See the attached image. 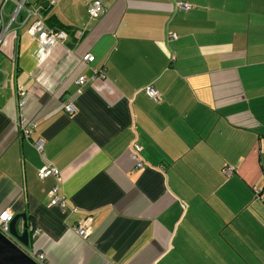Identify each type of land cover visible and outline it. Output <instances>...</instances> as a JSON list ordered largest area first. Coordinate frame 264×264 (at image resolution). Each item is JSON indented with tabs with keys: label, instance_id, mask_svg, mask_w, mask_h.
<instances>
[{
	"label": "crops",
	"instance_id": "crops-1",
	"mask_svg": "<svg viewBox=\"0 0 264 264\" xmlns=\"http://www.w3.org/2000/svg\"><path fill=\"white\" fill-rule=\"evenodd\" d=\"M90 1L27 0L66 37L29 35L22 9L0 45V212L39 229L45 264H264V0Z\"/></svg>",
	"mask_w": 264,
	"mask_h": 264
},
{
	"label": "built area",
	"instance_id": "built-area-1",
	"mask_svg": "<svg viewBox=\"0 0 264 264\" xmlns=\"http://www.w3.org/2000/svg\"><path fill=\"white\" fill-rule=\"evenodd\" d=\"M12 2V10L10 12V18L5 23L3 20V14L5 12V7L7 2ZM27 0H0V45L9 32V27L11 22L18 18L20 10H25L26 16L24 17L22 23L29 21V18L35 16V19L28 22L26 26V31L29 35L33 36L39 41H46L50 44H54L58 41H62L66 37V33L63 30H56L53 28L47 27L42 19L39 18L40 14L33 9L25 8ZM177 7L182 9L190 8V4L179 1L177 2ZM103 12V3L102 0H91L87 6V14L90 19L98 18ZM94 59L93 55L90 53L85 54L82 57L83 62H90ZM99 75L101 77L104 76V70L100 72H94L93 77ZM87 81V78L84 76H78L75 82L78 85H82ZM144 91L154 100L158 101L160 97L159 91H157L152 85H146ZM18 106L20 109V125L21 129L25 136H29L32 130L36 127V123L32 120L27 119L24 114V109L27 103L26 90L19 88L18 89ZM63 109L69 113L74 111V106L71 102L62 103ZM45 139L38 137L34 140V146L36 150L40 153L43 152V145ZM131 157L135 162L136 167H143V162L139 159L137 153L141 150V146L136 143H131ZM222 173L225 175H229L232 173L233 168L230 166H224L222 168ZM37 175L40 179H43L47 176H54L58 180H60V173L57 167L53 166L49 162H44L42 166H40L37 170ZM50 197V205L60 204L64 205V198L58 194V187L55 185L49 192ZM13 217V213L9 209H4L0 212V232L3 233L7 237H11L10 234V221ZM27 229L31 233V239L36 238L39 233V229L35 228L32 224L27 226ZM75 233L81 238H87L91 231V220L90 217H86L81 220L78 224L73 226ZM26 250V249H25ZM27 254L34 259L38 264H45L44 261V253L40 251H26Z\"/></svg>",
	"mask_w": 264,
	"mask_h": 264
},
{
	"label": "water",
	"instance_id": "water-1",
	"mask_svg": "<svg viewBox=\"0 0 264 264\" xmlns=\"http://www.w3.org/2000/svg\"><path fill=\"white\" fill-rule=\"evenodd\" d=\"M24 219L23 231L17 230L19 218ZM11 237L0 232V264H38L26 252L29 246V235L25 214H16L10 221Z\"/></svg>",
	"mask_w": 264,
	"mask_h": 264
},
{
	"label": "rangeland",
	"instance_id": "rangeland-1",
	"mask_svg": "<svg viewBox=\"0 0 264 264\" xmlns=\"http://www.w3.org/2000/svg\"><path fill=\"white\" fill-rule=\"evenodd\" d=\"M11 10H12V5L10 4V3H8L7 5H6V7H5V12H4V14H3V20H4V22L6 23L8 20H9V18H10V12H11ZM14 25V24H13Z\"/></svg>",
	"mask_w": 264,
	"mask_h": 264
},
{
	"label": "trees",
	"instance_id": "trees-1",
	"mask_svg": "<svg viewBox=\"0 0 264 264\" xmlns=\"http://www.w3.org/2000/svg\"><path fill=\"white\" fill-rule=\"evenodd\" d=\"M132 143H135V141H132Z\"/></svg>",
	"mask_w": 264,
	"mask_h": 264
}]
</instances>
